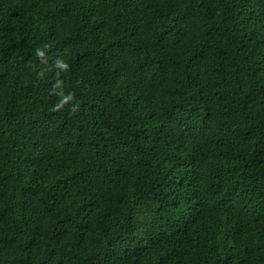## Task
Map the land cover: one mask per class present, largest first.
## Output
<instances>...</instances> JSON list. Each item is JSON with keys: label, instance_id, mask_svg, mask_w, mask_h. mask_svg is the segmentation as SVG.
I'll list each match as a JSON object with an SVG mask.
<instances>
[{"label": "trees", "instance_id": "1", "mask_svg": "<svg viewBox=\"0 0 264 264\" xmlns=\"http://www.w3.org/2000/svg\"><path fill=\"white\" fill-rule=\"evenodd\" d=\"M0 264H264V0H0Z\"/></svg>", "mask_w": 264, "mask_h": 264}]
</instances>
